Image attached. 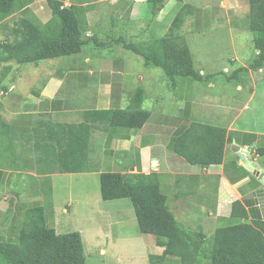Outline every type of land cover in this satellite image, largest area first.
<instances>
[{
	"label": "crops",
	"instance_id": "0c3cea01",
	"mask_svg": "<svg viewBox=\"0 0 264 264\" xmlns=\"http://www.w3.org/2000/svg\"><path fill=\"white\" fill-rule=\"evenodd\" d=\"M60 1L74 12L86 41L82 53L28 69L14 65L11 76L0 82V144L11 157L23 156L18 168L0 162V241L16 235L15 231L11 236L12 218L8 225L4 220L21 203L18 194L22 189H13L17 174L35 177L30 179L35 186L34 206L46 209L57 234L63 226L61 218L70 212V205L62 210L54 205L52 179L56 174L28 172L30 128L39 114L55 123L78 124L87 111L147 112L139 129L101 125L92 130L89 171L70 175L85 177L88 182L93 178L99 185V176L105 172L155 174L175 219L206 235L234 224L264 221V179L235 150L238 146L264 171V66L251 67L257 58L252 33L245 39L252 44L254 59L239 66L221 69L203 61L195 63L191 53V43L195 44L194 54L205 56L208 44L214 46L224 36L249 31L248 0ZM12 8L13 14L0 22V42L18 39L24 21L40 30L52 19L48 0H13ZM161 38L187 45L199 79L181 77L171 83L161 69L146 67L142 57L121 44L94 45L117 39L136 44ZM234 56L231 64L237 62L235 52ZM193 123L225 129L221 164L191 165L173 153V145ZM123 200L103 202L114 203H110L112 211L118 213L129 208ZM236 201L245 208L246 219L231 218ZM97 204L109 205L100 204L96 196L92 206ZM97 209L101 214L108 210ZM125 217L133 219L131 213ZM143 239L151 247L149 255L161 256L163 248L156 245L154 236ZM149 255L147 252L145 257L148 263ZM163 264L178 263L166 259Z\"/></svg>",
	"mask_w": 264,
	"mask_h": 264
},
{
	"label": "trees",
	"instance_id": "16d2710c",
	"mask_svg": "<svg viewBox=\"0 0 264 264\" xmlns=\"http://www.w3.org/2000/svg\"><path fill=\"white\" fill-rule=\"evenodd\" d=\"M248 29L257 58L252 68L264 66V0H248ZM52 19L40 30L24 21L18 39L0 42V82L11 76L13 66L67 58L82 53L86 41L79 30L72 8L60 0H48ZM13 0H0V22L13 14ZM121 44L143 58L146 67L159 68L172 83L175 79H199L187 45L161 38L125 43L120 39L94 43L96 47ZM148 113L135 111H87L78 124L55 123L47 115H37L31 123L28 163L37 175L78 174L89 171V139L98 126L139 129ZM226 131L193 123L182 134L172 151L191 165L207 167L223 160ZM2 144V143H1ZM0 144V150L3 146ZM102 201L128 199L139 233L152 235L163 248L161 256L149 255V263L173 259L178 264H264V221L218 228L211 236L183 226L167 206L155 174L105 172L99 176ZM231 218L246 219L247 212L236 201ZM84 246L78 232L57 234L46 209L33 206L25 211L16 230V243L0 241V264H85Z\"/></svg>",
	"mask_w": 264,
	"mask_h": 264
},
{
	"label": "rangeland",
	"instance_id": "374dc122",
	"mask_svg": "<svg viewBox=\"0 0 264 264\" xmlns=\"http://www.w3.org/2000/svg\"><path fill=\"white\" fill-rule=\"evenodd\" d=\"M250 31L243 34L234 33L231 38L224 36L220 41L214 42V46L208 44V53L194 54L195 44L191 43V53H193V60L195 63L203 61L212 64L219 68L228 67L232 65L239 66L240 63H247L252 61L253 47L245 38L250 36ZM234 52L236 53L237 62L231 64L230 60L234 59ZM46 64V63H43ZM196 65V64H195ZM46 66V65H44ZM22 68H31L30 65H23ZM1 70V67H0ZM161 74L162 71L159 70ZM164 76V74L162 75ZM165 77V76H164ZM166 78V77H165ZM11 89V88H10ZM15 144L18 142L15 140ZM3 147L0 150V162L6 161L8 165L13 168H18L20 160L23 158L19 155L10 156L7 148ZM15 149L17 146L14 147ZM5 151V152H4ZM31 150L28 151V159H32ZM29 164V163H28ZM29 173L36 174L35 169L28 165ZM8 167V166H7ZM37 175V174H36ZM13 181V189L21 190L22 195L20 199V206L7 213L4 220L5 225L10 223L12 218L11 228L14 236L16 229L20 226L24 219L26 207L35 205L36 198L32 196V191L35 189L34 184L30 179H34L31 175H15ZM86 181L85 177L70 174H59L53 176L52 183L54 186V205L58 210H62L67 205H70V212L61 218L63 222L62 228L58 231L59 234H66L70 232H78L81 235L84 251L85 264H149L146 260V253L151 252V247L143 240L144 236L138 231L137 223L133 208L128 199L123 200L129 205V208L122 212H114V203H105L102 201L99 192V185L93 178ZM97 185V186H96ZM97 196L100 204L109 205H95L92 206L93 198ZM111 203V204H110ZM23 206V208H21ZM106 212L98 211V209ZM130 210V212L128 211ZM131 213L132 220H127L125 216ZM178 221V220H177ZM53 223V222H52ZM207 235H210L207 233ZM211 236V235H210ZM153 238V237H152ZM4 242L16 243V235L10 241ZM105 251L103 253L102 251ZM153 264H159L154 262ZM162 264V263H160Z\"/></svg>",
	"mask_w": 264,
	"mask_h": 264
},
{
	"label": "water",
	"instance_id": "95a60500",
	"mask_svg": "<svg viewBox=\"0 0 264 264\" xmlns=\"http://www.w3.org/2000/svg\"><path fill=\"white\" fill-rule=\"evenodd\" d=\"M235 150L238 154V157L247 165V167L254 171V173H256L261 179H264V171L257 168V166L251 162L245 152L241 151L238 146H235Z\"/></svg>",
	"mask_w": 264,
	"mask_h": 264
},
{
	"label": "built area",
	"instance_id": "2783aa9c",
	"mask_svg": "<svg viewBox=\"0 0 264 264\" xmlns=\"http://www.w3.org/2000/svg\"><path fill=\"white\" fill-rule=\"evenodd\" d=\"M9 90H11V89H9Z\"/></svg>",
	"mask_w": 264,
	"mask_h": 264
}]
</instances>
